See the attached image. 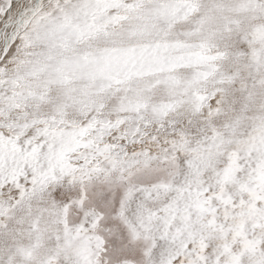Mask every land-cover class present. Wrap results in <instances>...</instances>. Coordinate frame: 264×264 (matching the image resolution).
Segmentation results:
<instances>
[{"label":"snow or ice","instance_id":"6c2138e0","mask_svg":"<svg viewBox=\"0 0 264 264\" xmlns=\"http://www.w3.org/2000/svg\"><path fill=\"white\" fill-rule=\"evenodd\" d=\"M0 264H264V0H0Z\"/></svg>","mask_w":264,"mask_h":264}]
</instances>
